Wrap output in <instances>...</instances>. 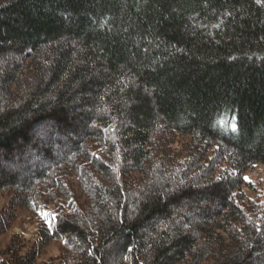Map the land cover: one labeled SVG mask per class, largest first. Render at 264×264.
Instances as JSON below:
<instances>
[{
    "label": "trees",
    "instance_id": "trees-1",
    "mask_svg": "<svg viewBox=\"0 0 264 264\" xmlns=\"http://www.w3.org/2000/svg\"><path fill=\"white\" fill-rule=\"evenodd\" d=\"M29 149L0 233L55 214L0 264H264V0H0V161Z\"/></svg>",
    "mask_w": 264,
    "mask_h": 264
},
{
    "label": "rangeland",
    "instance_id": "rangeland-1",
    "mask_svg": "<svg viewBox=\"0 0 264 264\" xmlns=\"http://www.w3.org/2000/svg\"><path fill=\"white\" fill-rule=\"evenodd\" d=\"M49 128H46L48 130ZM50 130V129H49ZM71 138V137H70ZM56 153L65 150L66 140L63 138L62 143L52 142ZM34 149L26 151L20 159L13 157L9 160H1V164L6 171L13 173L17 178H26V171L31 169L36 162L44 166V159L40 155L34 153ZM42 161V162H41ZM38 163V164H39ZM247 178V179H245ZM245 184L242 191L245 198H257L262 195L264 191V165L261 163L254 164L250 169L244 173ZM10 194L7 192L0 193V213L4 209H9ZM67 203L63 205L66 207ZM56 207L53 204H48L42 210L30 211L24 207L14 208L13 219L8 228L0 233V252L5 251L13 237H17L23 245V250L30 247L32 244L37 245L41 243L42 232L50 227V222L54 217ZM60 254V245L55 241H48L37 257L36 264H50L53 259ZM9 257V256H7Z\"/></svg>",
    "mask_w": 264,
    "mask_h": 264
},
{
    "label": "snow or ice",
    "instance_id": "snow-or-ice-1",
    "mask_svg": "<svg viewBox=\"0 0 264 264\" xmlns=\"http://www.w3.org/2000/svg\"><path fill=\"white\" fill-rule=\"evenodd\" d=\"M232 130H233L234 132L237 130L236 125H233V126H232ZM245 179H247V178H245ZM257 230L259 231V229H257Z\"/></svg>",
    "mask_w": 264,
    "mask_h": 264
}]
</instances>
